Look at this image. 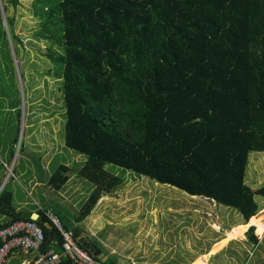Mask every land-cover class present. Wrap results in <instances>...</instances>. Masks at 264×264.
<instances>
[{
    "label": "trees",
    "instance_id": "obj_1",
    "mask_svg": "<svg viewBox=\"0 0 264 264\" xmlns=\"http://www.w3.org/2000/svg\"><path fill=\"white\" fill-rule=\"evenodd\" d=\"M7 8L0 0V11ZM59 10L61 39L49 10L36 13L41 36L60 43L49 58L63 84L65 144L86 157L79 176L93 185L77 221L124 185L105 171L112 166L242 214L245 224L192 264L243 239L249 223L264 235L255 200L264 185L246 183L250 154L264 152V0H61ZM0 29L13 64V19L0 13ZM69 173L59 167L50 187L60 190ZM46 212H37L43 251L60 252L63 237ZM0 214L11 216L6 225L22 218L11 192H1ZM255 228L248 235L258 244ZM78 242L101 264H115L101 262L99 244Z\"/></svg>",
    "mask_w": 264,
    "mask_h": 264
},
{
    "label": "rangeland",
    "instance_id": "obj_2",
    "mask_svg": "<svg viewBox=\"0 0 264 264\" xmlns=\"http://www.w3.org/2000/svg\"><path fill=\"white\" fill-rule=\"evenodd\" d=\"M60 1L18 0L13 6L6 0L7 12L0 11L2 20L5 14L13 19V32L20 39L17 45L20 63L16 59L12 64L6 57L7 45L4 46L0 29V187L13 194V204L18 210H51L67 225V230L78 229L99 245L120 225H139L149 220L154 224L156 219L165 229L151 246L140 248L147 253V259L141 262L147 264H189L200 254H208L217 241L245 224L236 208L205 197L189 196L121 168L105 166V171L121 178L124 185L102 196L91 214L84 221H77L93 185L79 176L86 157L69 150L65 144L67 115L63 84L52 73L55 65L49 58L52 50H59L60 43L55 45L54 40L41 36V16L36 13L44 8L49 10L57 27H54L57 39H61ZM2 26L6 31L4 21ZM61 166L70 171V180L57 190L50 187L49 179ZM246 183L252 189L264 185V152L250 154ZM255 200L259 211L264 210V197L256 196ZM144 213H148L147 217ZM249 228L255 226L249 223L245 230ZM250 229L243 239L240 237L209 256L207 264H264V235L258 237L255 228L258 240L255 244L248 235ZM19 258L13 256L9 264H19Z\"/></svg>",
    "mask_w": 264,
    "mask_h": 264
},
{
    "label": "built area",
    "instance_id": "obj_3",
    "mask_svg": "<svg viewBox=\"0 0 264 264\" xmlns=\"http://www.w3.org/2000/svg\"><path fill=\"white\" fill-rule=\"evenodd\" d=\"M46 215L63 237L61 251H43L46 236L37 219H18L0 229V264H6L13 252L32 257L28 264H61L64 258L72 260L75 264H101L80 245L74 232L64 228L56 214L47 211Z\"/></svg>",
    "mask_w": 264,
    "mask_h": 264
},
{
    "label": "crops",
    "instance_id": "obj_4",
    "mask_svg": "<svg viewBox=\"0 0 264 264\" xmlns=\"http://www.w3.org/2000/svg\"><path fill=\"white\" fill-rule=\"evenodd\" d=\"M2 188L3 187H0V194L3 190H5ZM15 209L19 213L23 212V211L18 210L16 207H15ZM46 211H51V210H46ZM30 212L37 213L38 210H36V211L33 210ZM0 215H1V217H0V229H2V228H5V226H7L6 223L11 219V216L5 215V214H0ZM147 215H148V213L143 214L144 217H147ZM152 217L156 218V216L155 217L152 216ZM21 219H25V218L22 217ZM156 222H157V220L154 219V224H151L152 220H149L148 223L143 222V223H140L139 225H135V224L134 225H120L121 228H118V229L111 232L112 236L109 239H106L104 242L103 241L100 242V247H103L102 248L103 250L100 249L101 250L100 254L102 255V257L100 259L101 262H102V260L104 262L108 259L110 260L109 256H111V258H112L111 261L115 262V264H140V263L147 264L145 262H141L142 260L147 259V256H146L147 253L145 254V252H144L145 250L143 248L140 251V248L142 247V245H144L146 247L147 244H148V246H151V244L154 241H156L157 235L160 233V231L165 229V228H161V226L158 225V222L157 223ZM8 225H9V223H8ZM64 228H65V226H64ZM131 233H133L132 236H131ZM123 235H129V237H125ZM153 235H155V236H153ZM221 241H224V240H221ZM221 241H217V243H220ZM236 241H238V240H236ZM134 243H136V244H134ZM132 244L137 246L138 249L135 250V248H133L135 246H132ZM15 255H18L20 257L19 258V264H28V262H30V259L32 258V257H27L26 255L22 254L21 252H13L6 264H9L10 260ZM204 255H206V254H200L197 258H195L189 264H192L194 261L202 258ZM98 258H99V256H98ZM104 262H102V263H104ZM205 264H207V262Z\"/></svg>",
    "mask_w": 264,
    "mask_h": 264
},
{
    "label": "water",
    "instance_id": "obj_5",
    "mask_svg": "<svg viewBox=\"0 0 264 264\" xmlns=\"http://www.w3.org/2000/svg\"><path fill=\"white\" fill-rule=\"evenodd\" d=\"M21 216L24 217V218L38 219L40 215H39V213H35V212H22ZM54 239L57 240V237H54ZM78 239L80 241L82 240L83 243L85 241L84 236H80ZM101 257H102V255L99 254V259H101ZM102 262H104V261L102 260Z\"/></svg>",
    "mask_w": 264,
    "mask_h": 264
},
{
    "label": "bare ground",
    "instance_id": "obj_6",
    "mask_svg": "<svg viewBox=\"0 0 264 264\" xmlns=\"http://www.w3.org/2000/svg\"><path fill=\"white\" fill-rule=\"evenodd\" d=\"M259 236H261V237H262V236H263V233H259V234H258V237H259Z\"/></svg>",
    "mask_w": 264,
    "mask_h": 264
}]
</instances>
